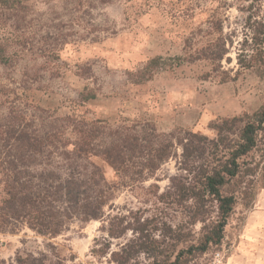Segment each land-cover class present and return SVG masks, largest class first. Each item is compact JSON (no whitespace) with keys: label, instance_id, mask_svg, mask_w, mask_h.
<instances>
[{"label":"rangeland","instance_id":"obj_1","mask_svg":"<svg viewBox=\"0 0 264 264\" xmlns=\"http://www.w3.org/2000/svg\"><path fill=\"white\" fill-rule=\"evenodd\" d=\"M235 6L236 0H26L19 14L4 12L0 18V42L12 57L9 66L0 65V124L23 114L39 127L75 112L110 125L123 120L152 123L159 133L176 137L185 131L214 137L210 122L251 113L264 103V79L237 73L244 16ZM212 18L221 20L223 36L233 41L230 63H221L230 76L226 82L206 61L175 67L169 60L194 54L184 52L186 39L196 48L214 38L206 23ZM157 56L164 60L162 68L150 81L133 84L130 74ZM83 91H93L96 98L82 103ZM180 152L177 147V157L165 162L144 186L166 191L169 178L177 174ZM260 159L264 165L263 144L254 154V160ZM249 180L245 178L243 186L251 188ZM152 191L120 189L102 219L74 223L48 242L66 264H113L110 253L131 234L111 240L110 253L98 259L90 253L95 241L107 238L108 218L116 213L142 210L145 216L154 215L158 207ZM162 217L181 220L169 209ZM199 229L197 224L194 233ZM46 243L25 227L14 234L0 233V259L10 261L18 251L36 254ZM134 264L146 260L141 257ZM188 264H264V189L257 188L248 204L239 197L220 245Z\"/></svg>","mask_w":264,"mask_h":264},{"label":"trees","instance_id":"obj_2","mask_svg":"<svg viewBox=\"0 0 264 264\" xmlns=\"http://www.w3.org/2000/svg\"><path fill=\"white\" fill-rule=\"evenodd\" d=\"M26 0H0L4 12H21ZM235 9L244 16V35L236 52L238 72L264 79V0H236ZM214 38L193 48L184 41L183 56L170 58L171 66L206 61L211 71L230 80L222 70L233 41L223 36L220 19L207 20ZM11 56L0 42V65L7 67ZM157 56L130 74L133 84L150 81L162 68ZM209 76L208 74L206 75ZM80 101L94 100L93 91L79 94ZM15 115V114H14ZM214 134L182 132L180 136L159 133L152 123L128 122L110 125L72 112L36 126L20 114L0 124V233L14 234L27 228L45 242L33 254L18 251L0 264H66V259L49 240L74 223L86 224L104 217L105 207L116 192L126 188L135 194L152 191L158 211L145 216L142 210L108 218L107 238L95 241L91 257L110 253V241L131 234L118 251L110 253L113 264H188L213 246L220 245L227 221L238 198L247 204L257 188L264 189V165L254 160L264 145V103L251 113L217 118L208 125ZM178 156L177 174L158 193L145 183L169 159ZM261 174V175H260ZM258 175V176H257ZM251 188L243 186L245 178ZM256 186V187H255ZM164 209L179 215L168 222ZM200 224L198 233L193 228Z\"/></svg>","mask_w":264,"mask_h":264}]
</instances>
